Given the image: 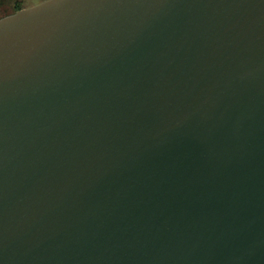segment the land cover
I'll use <instances>...</instances> for the list:
<instances>
[{
    "label": "water",
    "instance_id": "obj_1",
    "mask_svg": "<svg viewBox=\"0 0 264 264\" xmlns=\"http://www.w3.org/2000/svg\"><path fill=\"white\" fill-rule=\"evenodd\" d=\"M0 264H264V0L0 18Z\"/></svg>",
    "mask_w": 264,
    "mask_h": 264
},
{
    "label": "rangeland",
    "instance_id": "obj_2",
    "mask_svg": "<svg viewBox=\"0 0 264 264\" xmlns=\"http://www.w3.org/2000/svg\"><path fill=\"white\" fill-rule=\"evenodd\" d=\"M1 2L3 4L2 7L0 8V18L14 13L15 2H16L15 0H0V3ZM31 2L32 5L37 4L35 0H31Z\"/></svg>",
    "mask_w": 264,
    "mask_h": 264
},
{
    "label": "trees",
    "instance_id": "obj_3",
    "mask_svg": "<svg viewBox=\"0 0 264 264\" xmlns=\"http://www.w3.org/2000/svg\"><path fill=\"white\" fill-rule=\"evenodd\" d=\"M15 11L16 12L17 10L19 9H22V8H25V7H28V6H31L32 2L31 0H15ZM2 2L0 3V8L2 7Z\"/></svg>",
    "mask_w": 264,
    "mask_h": 264
},
{
    "label": "snow or ice",
    "instance_id": "obj_4",
    "mask_svg": "<svg viewBox=\"0 0 264 264\" xmlns=\"http://www.w3.org/2000/svg\"><path fill=\"white\" fill-rule=\"evenodd\" d=\"M35 2L37 3V6H39L41 2H50V0H35Z\"/></svg>",
    "mask_w": 264,
    "mask_h": 264
}]
</instances>
